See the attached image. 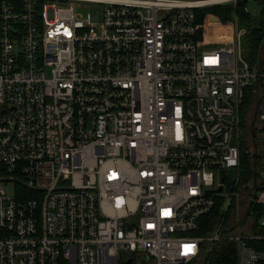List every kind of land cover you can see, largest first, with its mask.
Masks as SVG:
<instances>
[{
	"label": "built area",
	"instance_id": "2783aa9c",
	"mask_svg": "<svg viewBox=\"0 0 264 264\" xmlns=\"http://www.w3.org/2000/svg\"><path fill=\"white\" fill-rule=\"evenodd\" d=\"M247 1L0 0V264H209L219 243L264 264L251 244L264 216L245 235L237 213L228 225L248 95L264 144V43L245 60ZM213 6L234 20L200 37L198 11ZM224 170L226 205L212 192ZM216 208L215 231L197 235Z\"/></svg>",
	"mask_w": 264,
	"mask_h": 264
},
{
	"label": "trees",
	"instance_id": "16d2710c",
	"mask_svg": "<svg viewBox=\"0 0 264 264\" xmlns=\"http://www.w3.org/2000/svg\"><path fill=\"white\" fill-rule=\"evenodd\" d=\"M228 9L226 13H222L224 10L214 9V8H207V9H200L197 15V22L200 25V37H203L205 27L208 23L212 22L213 19L219 17L220 21L223 23L232 22L234 20V12L231 7L227 6ZM210 15V17L208 16ZM240 20L245 21L248 19V16L245 14L240 13ZM251 23V22H250ZM249 35L246 39L244 44L245 52L244 58L251 64H255L256 61L259 59L261 54V45L264 43V9L262 11L261 16L255 20V22L249 25L248 28ZM254 99L251 95L247 96V99L242 108V118L244 123L242 126H245V122L248 119V116L254 108ZM241 185L249 184L253 180L254 174L258 177V167L262 169L263 172V180H264V163L260 165V160L256 156V158L249 156L248 154L243 153V148H241ZM246 151V150H245ZM258 193L261 190V187L256 188ZM256 223L257 226L259 225L260 220L264 216V209L263 207L259 206L256 208ZM219 214V208H216L213 212L205 216L200 225V229L197 232L199 236H206L212 234L216 227H217V217ZM260 233L264 234V229H261ZM252 245L258 247L259 249L264 248V243L261 242H252ZM209 264H237L238 262V254H237V246L235 243H219L215 246L213 253L210 257Z\"/></svg>",
	"mask_w": 264,
	"mask_h": 264
},
{
	"label": "rangeland",
	"instance_id": "374dc122",
	"mask_svg": "<svg viewBox=\"0 0 264 264\" xmlns=\"http://www.w3.org/2000/svg\"><path fill=\"white\" fill-rule=\"evenodd\" d=\"M246 7L249 10L250 16H248V19L245 21L240 20L238 22V26L240 28H246L248 30L249 25L253 24L255 20H257L261 16L264 4L260 0H248ZM207 8H211V7H207ZM212 8L219 9L220 11L224 10L222 13H226V10L228 9L227 6H213ZM208 16L210 17V15ZM216 18L219 17L216 16ZM214 20H212V22ZM228 23H231V21L227 23L222 22V25H226ZM230 29H233V27H230ZM230 33L231 32L227 30L224 33V35L229 36ZM213 36L218 38L221 35L218 33L217 35H213ZM245 42L246 39H244V44ZM222 46H224V44L219 43V44H215L214 47L212 48H220ZM262 128H263L262 123L258 122V120H256L255 122V109H254L253 111L250 112L248 119L245 122V126L244 125L242 126V131H241L242 134L240 140L241 148L246 150V151L243 150V153L244 154L246 153L254 158H256L257 156L258 159L260 160L261 163L260 165L264 163V144L262 143V139H261ZM262 176H263L262 169L258 167V177H256V175L254 174L253 180L249 184L241 185L239 191L240 196L237 197L236 200H233L232 206L230 208V215L228 217V225L230 224L231 221H234V223H236L237 221L236 218H232L231 216L232 214L235 215L237 213L238 217L240 218L238 219L240 227L236 229L238 234L245 235V233H250L252 227L254 226V224H252L251 221H254L256 223V218H255L257 213L256 208L260 206L256 202V198L258 194V190L256 188L262 186L263 183ZM3 187L5 192L9 196L16 195L17 187L15 184L7 183L4 184ZM232 195H233L232 190H225L224 192L220 194H216L215 196L217 197V199L224 201L226 205V202L229 199H231ZM220 211L221 210L219 209V214H217V217H215L217 223L220 221V215H221ZM256 227H257V223L253 227V230H257ZM197 263H198L197 261H194L193 263H189V264H197Z\"/></svg>",
	"mask_w": 264,
	"mask_h": 264
},
{
	"label": "water",
	"instance_id": "95a60500",
	"mask_svg": "<svg viewBox=\"0 0 264 264\" xmlns=\"http://www.w3.org/2000/svg\"><path fill=\"white\" fill-rule=\"evenodd\" d=\"M256 115H257V112L255 113V117H256ZM233 143L235 144V141ZM228 173H231L232 174V179L234 178V175H235V172L233 170H224V171L221 172V179L220 180H221L222 183L226 184L225 185L226 188L224 186H220L217 190L212 191V192L221 193L225 189L226 190H231V184H232V182H228V179H227V174ZM142 259H143V263L142 264H147V258L146 257H143ZM126 264H131V261L127 262Z\"/></svg>",
	"mask_w": 264,
	"mask_h": 264
},
{
	"label": "flooded vegetation",
	"instance_id": "af4514ba",
	"mask_svg": "<svg viewBox=\"0 0 264 264\" xmlns=\"http://www.w3.org/2000/svg\"><path fill=\"white\" fill-rule=\"evenodd\" d=\"M227 179H228V182H231L232 181V174L231 173H228L227 174ZM225 188H226V186H225Z\"/></svg>",
	"mask_w": 264,
	"mask_h": 264
}]
</instances>
